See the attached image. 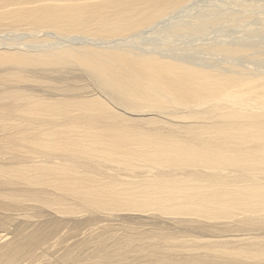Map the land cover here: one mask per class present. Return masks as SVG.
<instances>
[{"label": "bare ground", "instance_id": "obj_1", "mask_svg": "<svg viewBox=\"0 0 264 264\" xmlns=\"http://www.w3.org/2000/svg\"><path fill=\"white\" fill-rule=\"evenodd\" d=\"M190 1L0 0V264H264V3Z\"/></svg>", "mask_w": 264, "mask_h": 264}, {"label": "rangeland", "instance_id": "obj_2", "mask_svg": "<svg viewBox=\"0 0 264 264\" xmlns=\"http://www.w3.org/2000/svg\"><path fill=\"white\" fill-rule=\"evenodd\" d=\"M197 1H199L200 3H199V2L197 3ZM197 1H196V0H191L190 2H188L186 6H188V8H189V7H192V9L189 8V9L187 10V7H186V9L182 12V14H183L184 12L187 13V14H190V10L193 11V9H194V11H196V12H197V11H203V10H205V8L207 7L205 4L208 5L209 2H210V3L212 2V3L210 4V6H211L212 4H214L215 6H216V5H220L221 7H222V6L224 7V6L226 5L227 1H229V0H227V1H225V0H222V1H221V0H219V1H218V0H216V1H214V0H211V1H210V0H209V1H208V0H205L206 2H204V0H201L202 2H201L200 0H197ZM220 1H221L222 3H221ZM233 1H236V0H233ZM233 1L231 0V1H229V3L233 2ZM242 1H244L245 3H249V2H252V1L255 2V1H257V0H251V1H250V0H242ZM242 1H239V0H238V1H236V3H240V2H241V4H242V3H243ZM246 1H247V2H246ZM248 1H249V2H248ZM259 1H263L262 3H264V0H258V1H257L258 4H259ZM195 2H196L197 4H196ZM203 2H204V3H203ZM207 2H208V3H207ZM193 3H194V4H193ZM202 3L204 4L205 7L203 6ZM215 3H216V4H215ZM229 3H228V4H229ZM236 3L233 2L232 5H230V4L228 5V4H227L226 7H228V6H229V7H228V8L225 7V8H226V9H230V7H231V9H232V6L235 5ZM189 4H190V5H189ZM192 4H193V6H192ZM195 4H196V5H195ZM198 4H199V5L202 4V5L199 6ZM221 4H223V5H221ZM224 4H225V5H224ZM260 4H261V2H260ZM197 5H198V6H197ZM214 5L211 6V7L215 8ZM262 5L264 6V4H262ZM201 6H202V7H201ZM210 6H209V8H211ZM237 6H238V5H237ZM199 7H200V8H199ZM198 8H199V10H198ZM203 8H204V9H203ZM216 8H220V7L217 6ZM225 8H222V9H225ZM234 8H236V5H235V7H233V9H234ZM238 8H239V6H238L236 9H238ZM200 9H201V10H200ZM206 9H208V8H206ZM188 11H189V13H188ZM192 11H191V12H192ZM194 11H193V12H194ZM193 12H192V13H193ZM258 12H261V11H258V10H257V14H259ZM254 14H256V13H254ZM257 14H256V15H257ZM183 15H184V14H183ZM254 19H255V18H254ZM254 19L250 22V23H251V24H250L251 27H246V28L244 29V26H246V25L249 26V24H246V25L243 24V26L241 25V26H239V27H237V26L234 27V26H231V25H230V27H229L228 25H226V26L222 25V26H224V28H223L222 26H221V27L219 26V27L217 28V30L214 28L216 31L212 29V30H213V33H212V30H211V33H210V32L208 33L209 35H210V34H212V35L217 34L219 37H218L217 35L211 37V35L208 36V35L206 34L205 36L203 35L204 37L200 36V39H201V38H203L202 40L206 39V40H204V41H206V42L208 41V38H207V37H209L210 41H215V38H217V39L220 38V40H222L223 37H225L224 34L226 35V33H222V32H221L222 30H224L223 32H230V33H229V35H230V36H229L230 39H232L233 36H236V35L238 34V35H237L238 37H237V36H236V38L233 37V38H235L236 40H235V39H232V41H238V40H241V41H242L243 39H241V38H243L245 35H246V37H247V34H245V32H246V31L248 32V30H250V29H247V28H251V29H252V28H253V29L255 28L254 30H258V29L260 28V26H258L259 23H258V22L255 23V21H257V20H256V19L254 20ZM252 22L255 23L256 25H253ZM255 26H256V27H255ZM225 27H227V28H225ZM228 27H229L230 29H229ZM240 27H241V28H240ZM242 27H243V28H242ZM220 28H221V29L223 28V29L221 30ZM235 28H236V29H237V28H240V29H237V30L235 31V30H233V29H235ZM227 29H228V30H227ZM243 29H244V30H243ZM220 30H221V31H220ZM225 30H226V31H225ZM245 30H246V31H245ZM232 31H234V33H233ZM240 31H241V32H240ZM219 32H221V33L219 34ZM237 32L244 33V34H243V37H242V35H241L240 33H237ZM236 33H237V34H236ZM5 34H6V33H5ZM5 34H4V35H5ZM13 34H14V33H13ZM15 34H16V35H15L14 37H17V39H19L20 41H21L22 38H23L22 36H25L24 33H19V32L17 33V32H16ZM21 34H22V35H21ZM150 34H151V32L149 33V35H150ZM152 34H154V33H152ZM152 34H151V35H152ZM157 34H158V32H156V35H155V36H157ZM227 34H228V33H227ZM231 34H232V35H231ZM239 34H240L241 36H240ZM256 34H257V33H256ZM256 34L254 35L255 38L252 37V39L258 40L259 37H260V39H262V40L264 41V39H263V37H264V33H262V34L258 33V34H257L258 37L256 36ZM220 35H221V36H220ZM222 35H223V36H222ZM261 35H263L262 38H261ZM2 36H3V34H2ZM8 36H9V38H10V35H8ZM144 36H145V37H144ZM159 36H160V34H159ZM190 36H191V35H190ZM190 36H184V37H182V35H181L180 37L178 36L179 38H178L177 36H175V37H177V38H175L176 40L172 37V38L174 39V40L171 39V44H173V45H172L173 48L176 47L175 50H176L177 52H178V51L181 52L182 50H183V52H184V50L187 52L186 48L188 49V47L190 46V44L192 45V47H194V45L197 46V45H199V44H201V43L203 42V41H201V42L198 41V42H200V43L197 44V42H196V43L194 44V42L191 41V39H196V40L198 39V40H199V36H197V37L195 36L196 38H192V37H194V36H191V39L189 38ZM206 36H207V37H206ZM216 36H217V37H216ZM227 36H228V35H226V37H225L224 39L230 40V39H228ZM160 37L162 38V36H160ZM160 37H155V38H154V35L148 37V35L144 34L143 37H142V41H143L145 44H147L148 41L150 40V41H149V44H150V42H151L152 40L155 39V41H153V43H154V42L158 43V41H159V43H162L164 40L159 39ZM185 37H187L188 39L186 38V39H187V40H186ZM205 37H206V38H205ZM213 37H215V38H213ZM246 37H244V38H246ZM20 38H21V39H20ZM146 38H147V39H146ZM153 38H154V39H153ZM157 38L159 39L158 41H157ZM181 38L183 39V41H181V40H182ZM162 39H163V38H162ZM180 39H181V40H180ZM184 39H185V40H184ZM213 39H214V40H213ZM217 39H216V40H217ZM237 39H238V40H237ZM260 39H259V40H260ZM177 40H178V41H177ZM179 40H180L181 42H179ZM22 41H23V40H22ZM146 41H147V42H146ZM160 41H162V42H160ZM175 41H176V42H175ZM190 41L193 42V43H191ZM194 41H195V40H194ZM218 41H219V39H218ZM246 41H247V40H246ZM174 42H175V43H178V44H180V43L183 42V44H180V45L182 46V48H181V46L178 47L179 45H178V46H175V43H174ZM185 42H187V43H189V44H186ZM151 43H152V42H151ZM184 43H185L186 45H185ZM188 45H189V46H188ZM185 46H186V48H185ZM183 47H184V48H183ZM179 48H181V49H179ZM178 49H179V50H178ZM189 49L191 50V46L189 47ZM189 49H188V50H189ZM190 50H189V51H190ZM176 51H175V52H176ZM246 62H247V61H246ZM246 62H245V63H246Z\"/></svg>", "mask_w": 264, "mask_h": 264}]
</instances>
